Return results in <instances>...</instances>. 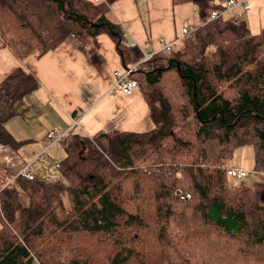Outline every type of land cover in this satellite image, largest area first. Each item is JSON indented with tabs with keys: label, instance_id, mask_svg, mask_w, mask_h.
I'll return each mask as SVG.
<instances>
[{
	"label": "trees",
	"instance_id": "obj_1",
	"mask_svg": "<svg viewBox=\"0 0 264 264\" xmlns=\"http://www.w3.org/2000/svg\"><path fill=\"white\" fill-rule=\"evenodd\" d=\"M114 1L0 0V48L21 59L108 34L124 68L138 63L130 78L155 123L72 132L63 180L0 171V264H264V25L254 33L231 12L211 19L227 0H174L194 3L202 24L142 61ZM39 87L23 65L2 80L0 144H22L6 123ZM247 144L253 185L233 182L221 162Z\"/></svg>",
	"mask_w": 264,
	"mask_h": 264
},
{
	"label": "crops",
	"instance_id": "obj_2",
	"mask_svg": "<svg viewBox=\"0 0 264 264\" xmlns=\"http://www.w3.org/2000/svg\"><path fill=\"white\" fill-rule=\"evenodd\" d=\"M190 3L192 2L177 3L174 0H115L111 4V9L114 17L126 30V42L137 44L143 54H149L163 48L161 39L172 45L180 41L183 27L188 25L189 20L194 21V28L202 24L196 6L193 16L188 14ZM251 8L250 4L248 11ZM244 11L247 14V11ZM251 19L252 16L247 20L251 30L254 31L250 23ZM263 25L260 24V30ZM92 41L89 39V43L84 42L85 45L76 37L70 36L59 46L44 54L33 51L22 59L10 48L11 53L5 51L8 55L13 54L11 56H14V59L16 56L17 59H13L9 67L3 70L4 77L16 66L23 65L36 76L40 85L37 91L41 90L42 95L54 106L51 111L62 118L52 120L41 115L44 121L43 126L38 129V134L42 147L47 132L56 127H72L71 132L87 136H92L101 130L145 132L155 127L149 104L141 91L128 94L114 88L116 72L124 66L111 37L103 33ZM95 46L102 60L100 63H96L97 61L94 63L91 59L90 50ZM101 66L106 68L104 72L101 71ZM79 112H82L80 117H78ZM76 120L78 122L74 124ZM12 121H14L13 117L6 123L11 133L12 128L9 124ZM45 122L48 124L44 126ZM75 127L79 130L74 131ZM24 133L25 130L21 129V136H25ZM15 138L24 141L23 144L29 140ZM5 146L7 145L0 144V154L4 155L5 161L7 157L8 160L10 159L9 163L15 175L29 163L25 164L22 155L18 159L14 150L11 156H6L5 152L8 151ZM32 172L35 174L33 170Z\"/></svg>",
	"mask_w": 264,
	"mask_h": 264
},
{
	"label": "rangeland",
	"instance_id": "obj_3",
	"mask_svg": "<svg viewBox=\"0 0 264 264\" xmlns=\"http://www.w3.org/2000/svg\"><path fill=\"white\" fill-rule=\"evenodd\" d=\"M252 8L250 11H247V14L244 10H242L241 6L234 8L231 11L232 15H240L245 16L244 18L248 19L250 16H252V21H250L252 25L253 32L257 33L260 31L259 27L260 24H264V0H249ZM215 2L220 3L223 2V0H215ZM226 4V2H225ZM224 4V5H225ZM195 4L190 3L188 4V14L190 16H193ZM190 22L187 23L189 25V28L191 30L195 29V23L192 20H189ZM84 42L89 43V39L84 38ZM91 43V42H90ZM96 47V46H95ZM7 48L6 50L1 51L2 49ZM97 49V48H96ZM8 53L11 51L8 47L0 48V82L8 75L4 77V69L9 67V64L14 59V56L8 55ZM97 56L99 57L98 61L96 63H100L102 60L99 56L98 51L96 52ZM13 57V58H11ZM16 56L15 59L16 60ZM105 67L101 66V71H105ZM42 91H34L30 94H27L22 97L18 101V103L15 106V115L13 117L14 121L10 122L9 126L12 128L13 136L17 137L18 139H29L26 143L23 144L24 141H21L22 144H19L16 146V149L13 148L11 145H7L5 152L6 156H11L13 153V150L16 152V156L19 159L20 155H22V159L24 160L25 164H30V168L35 172V175L37 178L40 179H51V180H57L61 179L63 180V176L61 173L60 168H58L55 164V161L62 162L64 156L66 155V145L68 143L69 135L70 133L61 141L55 143L52 145L44 158H38L35 160L36 154L43 152L44 150H41V148L48 147L49 141L47 139H44V147L41 146V139L38 134L39 127L43 126V118H41V115L51 118L52 120L55 119H62L61 117L57 116L55 113L51 111V109L54 107L47 97L42 95ZM53 113V115H52ZM48 124L47 122L44 123V126ZM62 126V125H60ZM65 127V126H64ZM63 128V127H62ZM21 129L25 130V136H21ZM75 130H79L78 127L74 128ZM20 141V140H19ZM39 144V145H38ZM38 145V146H37ZM41 150V151H40ZM10 160V159H9ZM7 157V161H5L4 155L0 154V166H1V174L2 176H5V173L9 172V175H12L14 173L13 167L10 165ZM33 161V162H32ZM35 161V162H34ZM222 163L228 165V166H235V167H245L247 170L251 172L250 176L247 177L244 180V183L246 185H253V182L257 179H259V176L257 173L254 174V164H255V156H254V147L253 145L247 144L244 146H241L235 150V152L232 154V156L228 159L227 157H223L221 160ZM145 173V172H143ZM264 174V173H263ZM14 175V174H13ZM235 182V181H233ZM150 201L146 202V210L150 208Z\"/></svg>",
	"mask_w": 264,
	"mask_h": 264
},
{
	"label": "built area",
	"instance_id": "obj_4",
	"mask_svg": "<svg viewBox=\"0 0 264 264\" xmlns=\"http://www.w3.org/2000/svg\"><path fill=\"white\" fill-rule=\"evenodd\" d=\"M96 2H101L103 0H95ZM241 6L244 10L248 11L250 9V3L249 0H227L226 4L224 5L222 10H217L214 9L211 11V19H215L220 17L223 14H228L230 13L234 8ZM190 31H192L188 25H185L183 27L182 31V38L188 34ZM161 42L163 43V49H171L173 46L172 44H167L164 42L163 39H161ZM128 45H132L129 42H126ZM154 53H149L145 54L142 61H146L152 57ZM141 61V62H142ZM138 69V63L131 65L130 67L123 68L119 71L116 72V79L114 82V88L121 90L125 93L131 94L134 91H139L140 90V85L139 83L130 78V75ZM82 115V112L78 113V117ZM78 121L76 120L74 124H76ZM71 128H62V127H56L52 128L47 132V139L49 141L48 147L44 149L43 152L37 153L36 157L34 158L37 160L38 158H44L48 149L54 145L55 143L63 140L71 131ZM55 164L58 168H61V162L55 161ZM30 164L25 165L20 171H18L17 174L13 177L12 180H14L18 176H23L27 179H36L37 176L32 172ZM228 175L230 178L238 183L244 182V180L250 176L251 172L247 170L245 167H235V166H229L228 167ZM11 180V181H12ZM188 196H190L188 194Z\"/></svg>",
	"mask_w": 264,
	"mask_h": 264
}]
</instances>
